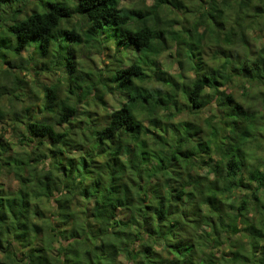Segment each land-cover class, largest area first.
I'll return each mask as SVG.
<instances>
[{"label":"clouds","instance_id":"9594fccd","mask_svg":"<svg viewBox=\"0 0 264 264\" xmlns=\"http://www.w3.org/2000/svg\"><path fill=\"white\" fill-rule=\"evenodd\" d=\"M0 264H264V0H0Z\"/></svg>","mask_w":264,"mask_h":264}]
</instances>
